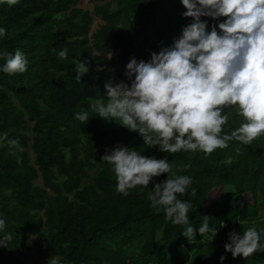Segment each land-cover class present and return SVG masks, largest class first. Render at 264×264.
Masks as SVG:
<instances>
[{"label": "trees", "instance_id": "obj_1", "mask_svg": "<svg viewBox=\"0 0 264 264\" xmlns=\"http://www.w3.org/2000/svg\"><path fill=\"white\" fill-rule=\"evenodd\" d=\"M90 1L91 9L79 0L0 4V27L8 30L0 38V52L19 49L28 59L23 74L0 71V134L17 139L23 149L0 142V218L12 235L8 247H0V264H24L33 244L40 264L49 257L60 258L61 264H264V253L233 258L223 247L232 231L264 229V136L249 146L232 141L207 158L203 153L171 156L148 149L137 133L90 108L91 99L105 97L106 81L128 83L131 57L147 61L179 37L191 22L181 15L186 9L180 0ZM93 14L100 22L91 28ZM201 19L209 30L220 22ZM64 48L66 60L57 55ZM83 60L89 72L77 82L75 65ZM4 62L0 59V66ZM82 110L90 114L86 124L74 119ZM240 123L233 115L224 132ZM117 144L158 159L167 156L178 174L193 178L180 199L193 205L194 240L189 243L182 235L184 226L165 222L163 212L150 209L146 194L154 184L127 197L115 191V176L101 157ZM215 187L220 192L210 198ZM203 215L217 231L213 241L198 232ZM221 256L226 258L221 261Z\"/></svg>", "mask_w": 264, "mask_h": 264}, {"label": "clouds", "instance_id": "obj_2", "mask_svg": "<svg viewBox=\"0 0 264 264\" xmlns=\"http://www.w3.org/2000/svg\"><path fill=\"white\" fill-rule=\"evenodd\" d=\"M20 0H0L9 7ZM186 9L181 15L191 18L179 37L168 46L152 52L150 59L131 57L126 65L124 81L104 83V98L91 99L93 113L105 121L117 123L137 133L148 149L174 156L177 153H203L207 158L217 149L224 150L230 142L251 145L264 136V0H180ZM208 17L213 21L209 30ZM8 30L0 27V38ZM68 58V49L57 53ZM4 60L0 71L13 76L28 70V59L19 49L14 54L0 52ZM88 61L75 65V80L81 82L89 72ZM227 110V111H226ZM239 117L238 127L225 133L230 117ZM90 114L82 110L74 119L86 124ZM0 142L9 149H23L17 139L0 134ZM239 151V149H237ZM14 155V152H10ZM101 161L115 176V191L127 197L131 191H147L146 199L154 214L163 212L165 222L184 226L182 235L189 243L196 229L189 223L193 205L180 197L186 195L193 183L189 175L178 174L167 156L156 158L134 148L117 144L106 149ZM231 159L225 161L230 164ZM17 163H22L18 157ZM189 164L179 169L186 171ZM167 174L166 179L155 178ZM196 195V189H191ZM209 215H203L198 228L202 238L213 241L217 231L209 227ZM255 224V222H253ZM6 220L0 218V247L7 248L12 240L6 233ZM211 233V235H207ZM233 258L248 259L264 253V229L255 226L241 233H229L223 245ZM226 257L221 256L223 261ZM47 264H61L60 258L49 257Z\"/></svg>", "mask_w": 264, "mask_h": 264}, {"label": "rangeland", "instance_id": "obj_3", "mask_svg": "<svg viewBox=\"0 0 264 264\" xmlns=\"http://www.w3.org/2000/svg\"><path fill=\"white\" fill-rule=\"evenodd\" d=\"M78 4L80 6H82L83 8H92V5H93V2L90 1V0H79ZM94 16V19H93V22H92V25H91V28H94L97 26L98 22H100V19L98 17L97 14H93ZM220 192V188L219 187H215L213 188L211 191H210V194H209V197L210 198H214V197H217V195L219 194ZM34 240H40V237L39 235H35L33 237ZM40 258H39V255H38V252L36 250V247L35 245L33 244L32 245V248L30 250V255L28 258H25L24 259V264H40Z\"/></svg>", "mask_w": 264, "mask_h": 264}]
</instances>
